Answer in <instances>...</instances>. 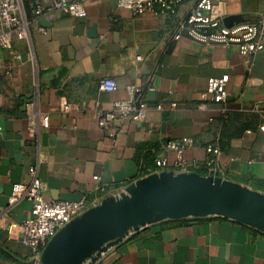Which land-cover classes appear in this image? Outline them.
I'll list each match as a JSON object with an SVG mask.
<instances>
[{"label":"crops","instance_id":"0c3cea01","mask_svg":"<svg viewBox=\"0 0 264 264\" xmlns=\"http://www.w3.org/2000/svg\"><path fill=\"white\" fill-rule=\"evenodd\" d=\"M83 1L84 17L54 13L37 20L28 39L0 48V209L12 186L28 185L33 172L49 202H76L97 187L122 193L153 174L160 155L179 173L175 152L161 147L183 139L194 141L183 152L186 173L197 169L264 194V136L257 131L263 114L252 111L264 110V49L244 58L185 33L176 39L165 15L133 16L118 0ZM211 1L225 18L264 20V0ZM225 75V103L202 101L208 80ZM104 78L115 91L98 90ZM130 86L144 90L146 119L99 127L114 102L127 100ZM37 114L47 115L49 125L35 137ZM31 210L21 200L1 217L0 264H30L19 229L6 224H20ZM87 264H264V233L220 216L164 220L130 230Z\"/></svg>","mask_w":264,"mask_h":264},{"label":"built area","instance_id":"2783aa9c","mask_svg":"<svg viewBox=\"0 0 264 264\" xmlns=\"http://www.w3.org/2000/svg\"><path fill=\"white\" fill-rule=\"evenodd\" d=\"M185 5L191 7L181 18L178 12ZM117 6L133 16L145 13L167 16L169 25H173L172 27L176 30V39L180 37V34L185 33L193 41L203 45L235 48L241 56L248 59L264 49V20L244 21L226 27L223 23L225 15L211 0H118ZM27 7L30 9V14ZM54 13L71 18H82L86 14L84 1L0 0V48L10 50L15 42L28 39L30 29L35 22L47 19ZM228 82L229 77L226 75L209 79L204 91L200 94L201 100L213 104H224ZM98 90L112 92L116 90V84L113 80L104 78L99 82ZM127 94V100L114 102L112 109L102 114L98 121L99 127L105 128L130 118L137 121L146 119L147 104L144 90L130 86L127 88ZM174 106V104L171 105V107ZM156 109L160 110L161 106ZM252 111L263 114L257 131L264 136V110L259 106H254ZM48 125V116L37 114L31 136H40ZM193 146L192 139H183L165 142L161 149L163 152H175L176 160L173 167L179 173H186L189 165L183 157V152L186 147ZM207 152L216 153L217 151L208 147ZM170 167L168 160L160 155L155 159L153 173L168 172ZM109 196H115V194L97 187L92 195L76 202L45 201L42 197V184L33 172L28 185L14 184L12 186L7 206L0 209V219L3 215L9 214L12 206L21 200L32 203L31 217L20 224L8 222L6 229L9 231L19 229L22 243L31 250L30 264H38L41 252L60 230L88 210L97 207Z\"/></svg>","mask_w":264,"mask_h":264},{"label":"water","instance_id":"95a60500","mask_svg":"<svg viewBox=\"0 0 264 264\" xmlns=\"http://www.w3.org/2000/svg\"><path fill=\"white\" fill-rule=\"evenodd\" d=\"M241 22V16L223 20L226 27ZM211 216L264 233V194L196 173H153L71 221L47 244L38 264H87L130 230L164 220Z\"/></svg>","mask_w":264,"mask_h":264},{"label":"trees","instance_id":"16d2710c","mask_svg":"<svg viewBox=\"0 0 264 264\" xmlns=\"http://www.w3.org/2000/svg\"><path fill=\"white\" fill-rule=\"evenodd\" d=\"M27 11L29 12V14H30V9L27 7ZM30 16V15H29ZM197 174H200V170H194Z\"/></svg>","mask_w":264,"mask_h":264}]
</instances>
